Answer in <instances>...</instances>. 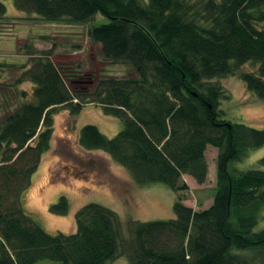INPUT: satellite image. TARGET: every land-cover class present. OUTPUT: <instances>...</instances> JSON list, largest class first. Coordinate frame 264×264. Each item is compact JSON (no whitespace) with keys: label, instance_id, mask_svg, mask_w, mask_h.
<instances>
[{"label":"trees","instance_id":"16d2710c","mask_svg":"<svg viewBox=\"0 0 264 264\" xmlns=\"http://www.w3.org/2000/svg\"><path fill=\"white\" fill-rule=\"evenodd\" d=\"M13 1L45 22L86 24L105 16L108 22L91 24L88 37L104 60L130 63L136 76L99 78L79 92L51 60L53 49L28 48L30 66L17 81L34 84L32 99L0 120V264H112L121 256L129 264H264V157L260 168L233 166L264 145V130L225 120L221 88L208 84L253 63L257 70L240 77L264 100V0ZM6 14L0 0V22ZM90 102L123 127L108 137L87 124L81 146L107 152L140 184L178 192L188 188L183 175L204 183L206 151L216 147L212 205L194 210L179 197L174 218L135 224L129 249L121 245L116 212L96 202L77 212L75 232L48 233L24 210L23 194L50 148L54 113L78 114ZM51 209L66 214V197Z\"/></svg>","mask_w":264,"mask_h":264},{"label":"rangeland","instance_id":"374dc122","mask_svg":"<svg viewBox=\"0 0 264 264\" xmlns=\"http://www.w3.org/2000/svg\"><path fill=\"white\" fill-rule=\"evenodd\" d=\"M2 1L7 9V19L0 22V120L18 109L21 103L32 99V82L23 85L27 88H10L30 66L29 57L25 55L30 46L37 52L53 49L51 60L62 72L69 88L79 92L92 89L99 78L136 76L130 63L104 60L100 44L88 37L91 24L108 22L105 16L97 14L86 24L45 22L36 14L18 11L13 0ZM256 70L255 64L247 63L239 73L216 78L208 84L221 88L218 108L225 120L264 130V100L248 91L240 77V72ZM87 124L97 126L108 137H114L123 127L119 118L105 114L94 102L84 104L78 114H72L70 108H58L53 116L50 148L44 153L30 187L23 194L24 210L48 233L75 232L77 212L86 204L96 202L116 212L121 245L129 249L135 224L174 218L173 206L179 197L194 210L212 205L218 183L216 147L209 146L206 151L207 180L200 184L193 177L185 176L183 179L188 188L174 192L162 183L140 184L107 152L82 147L80 131ZM1 154L0 150V164ZM262 157L264 145L251 150L248 157L233 166L241 171L260 168L258 162ZM61 196H65L69 204L66 214L54 213L51 209ZM37 264L59 263L44 260ZM112 264H129V260L121 256Z\"/></svg>","mask_w":264,"mask_h":264},{"label":"crops","instance_id":"0c3cea01","mask_svg":"<svg viewBox=\"0 0 264 264\" xmlns=\"http://www.w3.org/2000/svg\"><path fill=\"white\" fill-rule=\"evenodd\" d=\"M3 64V63H2ZM1 65V64H0ZM23 85H27V81H25V82H18L17 81V79H16V81H15V83L14 84H12L11 85V87L10 88H27V87H23ZM23 91H25L24 89H22ZM10 91H13L12 89H10ZM185 176H189V175H183V177H185ZM191 177V176H190ZM185 180V179H184ZM186 181V180H185Z\"/></svg>","mask_w":264,"mask_h":264}]
</instances>
